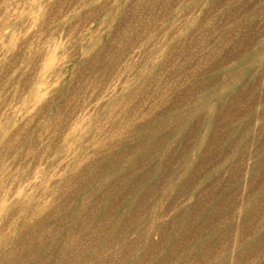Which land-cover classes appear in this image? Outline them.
I'll return each mask as SVG.
<instances>
[{
	"label": "rangeland",
	"instance_id": "rangeland-1",
	"mask_svg": "<svg viewBox=\"0 0 264 264\" xmlns=\"http://www.w3.org/2000/svg\"><path fill=\"white\" fill-rule=\"evenodd\" d=\"M0 264H264V0H0Z\"/></svg>",
	"mask_w": 264,
	"mask_h": 264
}]
</instances>
